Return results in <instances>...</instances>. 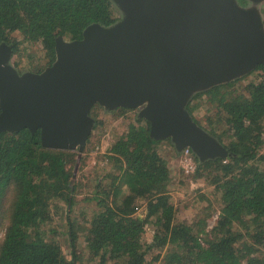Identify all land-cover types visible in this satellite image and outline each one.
I'll list each match as a JSON object with an SVG mask.
<instances>
[{"label":"trees","instance_id":"trees-1","mask_svg":"<svg viewBox=\"0 0 264 264\" xmlns=\"http://www.w3.org/2000/svg\"><path fill=\"white\" fill-rule=\"evenodd\" d=\"M119 20L112 0H0V46H10L20 62L24 45H41L42 65L28 68L39 74L55 63L58 38L80 40L90 26L110 27ZM256 71L262 72L256 80L246 84L245 77L198 93L186 108L228 151L226 158L204 163L195 156L191 181H203L221 195L211 229L210 207L192 221L177 220L163 142L151 137L144 119L136 118L107 148L109 168L97 171L95 189L84 197L96 210L89 217L83 209L81 223L71 219L85 186L72 181L78 152L44 149L41 130L0 133V210L14 196L0 264H264V66ZM200 99L211 113L206 124L195 117ZM91 139L92 134L88 144ZM80 164L82 172L86 158ZM63 216L69 258L53 227ZM147 227L155 233L150 244L144 242Z\"/></svg>","mask_w":264,"mask_h":264},{"label":"water","instance_id":"water-1","mask_svg":"<svg viewBox=\"0 0 264 264\" xmlns=\"http://www.w3.org/2000/svg\"><path fill=\"white\" fill-rule=\"evenodd\" d=\"M120 20L56 41V61L20 74L0 46V133L41 130L44 149L81 156L94 130L91 109L140 110L156 141L190 148L200 163L226 148L187 111L190 100L264 66V0H112Z\"/></svg>","mask_w":264,"mask_h":264},{"label":"rangeland","instance_id":"rangeland-1","mask_svg":"<svg viewBox=\"0 0 264 264\" xmlns=\"http://www.w3.org/2000/svg\"><path fill=\"white\" fill-rule=\"evenodd\" d=\"M239 5L242 7L248 6L249 3L246 0H238ZM259 10L262 13L264 20V3L259 6ZM27 50L24 53V58L19 62V58L16 56L12 58V64H19L16 69L20 74L30 72L28 68L38 67L42 65V57L44 52L41 45L36 44L33 46L24 45ZM28 54L35 55L33 59L27 57ZM33 66V67H32ZM262 72H257L256 70L248 74L244 82L246 84L256 80V77L260 76ZM243 77L242 79H244ZM199 108L195 111V117L198 121L206 124L211 113H208L205 99H200L195 102ZM116 111H108L105 107L99 104L95 105L90 111V117L95 121L94 130L92 132V139L90 144L87 143L86 148L81 156L86 158L87 165L85 169L81 172V159L79 167L76 173V178H73V183L76 184L81 181L85 186L81 195L77 196V204L74 209V213L71 215V219L74 223H81L84 219L80 216V212L83 209L87 210V215L90 217L92 213L96 210L95 202L84 197H90L92 191L95 189V177L103 171L108 170L109 164L104 157L107 148L110 144L126 132L130 123H135L136 118L139 119L140 110H131L123 115ZM101 123V126H98ZM97 125V129L96 128ZM162 141L163 144L160 146V151L162 155L167 159L170 169L173 174L172 189H171V199L177 208V220L182 221H192L198 214L203 213L206 208L210 207V213L213 214L208 222L209 228L211 229L215 225V221L219 215L221 208V195L215 192V188L207 186L203 181L193 182L191 181L194 174H187L180 166L181 154L176 151L175 146L169 140ZM177 152V153H176ZM178 154V155H177ZM98 171V174H97ZM75 173V170H74ZM81 176V177H80ZM204 198L202 199V197ZM13 194H9L4 201V206L0 210V243L4 238L5 230L8 225V218L11 210V201L13 199ZM144 208L140 209L138 213L144 216ZM143 214V215H142ZM53 227L57 230V239L62 245L64 254L69 258L71 257V247L69 244L68 236V225L67 218H59L55 220ZM154 229L151 227L146 228V233L144 235V242L150 244L154 239ZM152 258V257H150ZM149 258V260H150ZM159 264V263H154Z\"/></svg>","mask_w":264,"mask_h":264},{"label":"built area","instance_id":"built-area-1","mask_svg":"<svg viewBox=\"0 0 264 264\" xmlns=\"http://www.w3.org/2000/svg\"><path fill=\"white\" fill-rule=\"evenodd\" d=\"M180 166L185 173L194 174L198 168L195 155L190 148H186L181 154Z\"/></svg>","mask_w":264,"mask_h":264}]
</instances>
